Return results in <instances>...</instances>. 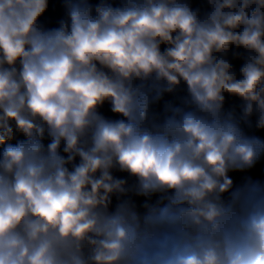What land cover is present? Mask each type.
Returning <instances> with one entry per match:
<instances>
[{
	"label": "clouds",
	"instance_id": "clouds-1",
	"mask_svg": "<svg viewBox=\"0 0 264 264\" xmlns=\"http://www.w3.org/2000/svg\"><path fill=\"white\" fill-rule=\"evenodd\" d=\"M0 264H264V0H0Z\"/></svg>",
	"mask_w": 264,
	"mask_h": 264
},
{
	"label": "trees",
	"instance_id": "trees-1",
	"mask_svg": "<svg viewBox=\"0 0 264 264\" xmlns=\"http://www.w3.org/2000/svg\"><path fill=\"white\" fill-rule=\"evenodd\" d=\"M92 2L95 3L96 0H92ZM52 9H54V10H50L49 13L47 14V16L45 17V19L50 21L52 26H55L56 21L62 15V10L59 8L58 4H53ZM183 94H184V89L182 87V89L180 91V95H183ZM165 99L171 100L173 98L172 97H166Z\"/></svg>",
	"mask_w": 264,
	"mask_h": 264
},
{
	"label": "rangeland",
	"instance_id": "rangeland-1",
	"mask_svg": "<svg viewBox=\"0 0 264 264\" xmlns=\"http://www.w3.org/2000/svg\"><path fill=\"white\" fill-rule=\"evenodd\" d=\"M198 4H199V0H197V6H198ZM205 7H206V5H205ZM234 63H235V62H234ZM239 63H240V62H236V63H235L237 68L239 67ZM234 102H235V103H239V101H233V100H231V99L229 100V103H230V104H231V103H234ZM256 174L259 175V172H257ZM237 179H239V177H237Z\"/></svg>",
	"mask_w": 264,
	"mask_h": 264
}]
</instances>
